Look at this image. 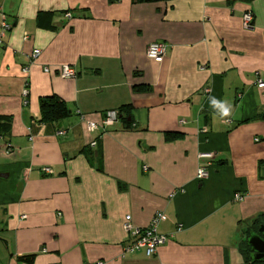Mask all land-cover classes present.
I'll use <instances>...</instances> for the list:
<instances>
[{
  "label": "crops",
  "instance_id": "obj_1",
  "mask_svg": "<svg viewBox=\"0 0 264 264\" xmlns=\"http://www.w3.org/2000/svg\"><path fill=\"white\" fill-rule=\"evenodd\" d=\"M4 20L0 264H245L240 243L264 217V0H0V32ZM152 42L167 47L161 63ZM47 96L68 116L42 121ZM124 105L130 117L91 148L80 115ZM157 212L167 241L123 255L126 216L146 227Z\"/></svg>",
  "mask_w": 264,
  "mask_h": 264
},
{
  "label": "built area",
  "instance_id": "obj_2",
  "mask_svg": "<svg viewBox=\"0 0 264 264\" xmlns=\"http://www.w3.org/2000/svg\"><path fill=\"white\" fill-rule=\"evenodd\" d=\"M65 16L67 18L71 17L70 12H66ZM244 26L245 28H250L252 22L251 13H245L243 15ZM10 28V25L6 23L4 20L1 23V32H0V44L1 38L3 34ZM28 35H24V39H28ZM167 47L162 42H152L147 46L146 56L148 59L161 63L166 56ZM40 55L39 49H34L30 56L29 64L22 68L23 74L27 75L29 71V67L34 63L36 58ZM44 70L47 72L48 68L45 67ZM59 74L63 78L74 77L76 75V70L73 66L63 65L59 71ZM256 85L258 88H264V78L262 76H258L256 78ZM23 95H27L26 84L24 85ZM80 118L83 123H85L86 130L89 133L97 134V138L92 140L89 144L91 148H94L97 144V140L101 138V136L111 128L115 123L119 121V113L118 110H110L106 111L99 122H95L87 119L84 115H80ZM211 154H201V157L211 158ZM144 169H147L145 166ZM44 172H48V168L43 169ZM208 176L207 167H200L198 170L199 179H204ZM236 200L241 201L243 196L240 194H236L234 196ZM162 219V213L157 212L152 217L151 221L146 227H135L132 224L131 217L128 215L125 218V222L123 224V228L125 232L129 236V241L122 246V254L125 255L127 253H143L145 256L150 257L154 255L157 251V248L160 245H163L168 237L165 234L159 232L158 227L160 221ZM97 264H102L101 261H98Z\"/></svg>",
  "mask_w": 264,
  "mask_h": 264
},
{
  "label": "trees",
  "instance_id": "obj_3",
  "mask_svg": "<svg viewBox=\"0 0 264 264\" xmlns=\"http://www.w3.org/2000/svg\"><path fill=\"white\" fill-rule=\"evenodd\" d=\"M134 3H155V2H168L172 0H133ZM136 89L140 90V87ZM118 110L119 116L121 119L126 120L130 117V105H124L120 107ZM68 109L66 108L65 104L58 99L56 96H47L42 97L40 99V118L42 121H59L64 117L68 116ZM126 115V117H125ZM2 119L6 120V125L10 124L9 117H1L0 116V125H2ZM2 127V126H1ZM264 226V217L261 216L257 218L253 223V230L257 232L261 226ZM240 252L244 256L245 264H264V260L258 262H251L250 260V247L246 244V241H242L240 243ZM34 255H26V256H19L18 259L23 261L27 264H33L34 262Z\"/></svg>",
  "mask_w": 264,
  "mask_h": 264
},
{
  "label": "water",
  "instance_id": "obj_4",
  "mask_svg": "<svg viewBox=\"0 0 264 264\" xmlns=\"http://www.w3.org/2000/svg\"><path fill=\"white\" fill-rule=\"evenodd\" d=\"M61 127V123L59 124ZM264 226L262 225L257 232L252 231L246 238V244L250 247L251 262H258L264 260Z\"/></svg>",
  "mask_w": 264,
  "mask_h": 264
},
{
  "label": "clouds",
  "instance_id": "obj_5",
  "mask_svg": "<svg viewBox=\"0 0 264 264\" xmlns=\"http://www.w3.org/2000/svg\"><path fill=\"white\" fill-rule=\"evenodd\" d=\"M210 104L219 113L221 118H227L232 113L231 105L226 102L217 100L215 97H210Z\"/></svg>",
  "mask_w": 264,
  "mask_h": 264
},
{
  "label": "flooded vegetation",
  "instance_id": "obj_6",
  "mask_svg": "<svg viewBox=\"0 0 264 264\" xmlns=\"http://www.w3.org/2000/svg\"><path fill=\"white\" fill-rule=\"evenodd\" d=\"M263 237H264V233H262Z\"/></svg>",
  "mask_w": 264,
  "mask_h": 264
}]
</instances>
